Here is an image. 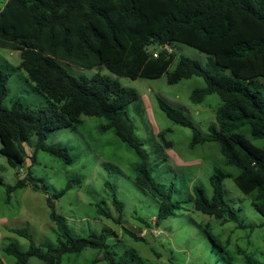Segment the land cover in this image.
<instances>
[{
  "label": "trees",
  "instance_id": "16d2710c",
  "mask_svg": "<svg viewBox=\"0 0 264 264\" xmlns=\"http://www.w3.org/2000/svg\"><path fill=\"white\" fill-rule=\"evenodd\" d=\"M174 43H185L209 54L215 51L212 55L217 65L232 70L233 77L215 73L198 60L179 56ZM156 45L161 48L159 52L151 50ZM0 48L20 51L22 59L15 67L4 64L0 56L1 153L11 167L24 169V145L34 135L38 136L37 151L72 163L67 147L48 144L51 134L77 127L85 117L106 118L108 124L101 130L114 129L142 160L137 167V182L161 201L157 217L160 225L175 217L182 206L176 200L174 183L163 187L154 179L148 155L136 137L129 108L140 99L139 92L103 74L79 78L70 68L106 66L117 75L133 79L167 75L171 85L202 77L207 86L195 89L192 101L202 104L214 94L222 99L209 136H204L184 111L162 97H158L160 106L176 124L194 131L193 148L207 141L220 144L227 165L239 170L234 180L244 193L253 195V206L264 215V148L252 141L264 139V91L259 81L264 79V0H9L0 10ZM18 70L26 71L29 80L46 96L45 108L34 109L21 101H15L11 108L6 106L10 80ZM165 134L161 133L163 139ZM164 142L169 148L174 147L173 142ZM33 158L36 160L37 155ZM32 180L30 173L9 192L27 187ZM211 182L212 197L204 187H196L195 211L215 217L223 225L236 222L239 228L248 227L227 198L223 175L214 174ZM3 183L0 174V184ZM70 187L71 184L55 198L63 197ZM49 204L51 217L60 227L59 244L33 243L25 252L17 243H11L3 250L17 258L16 264H30L34 258L42 264H63L66 255L81 254L86 249L101 251L108 264L141 260L137 250L120 257L112 249L107 231L93 232L88 237L73 235L67 219L58 213L56 201L50 198ZM115 206L117 216L106 210L101 212L122 225L126 205L115 196ZM142 222L153 226L148 220ZM209 228L206 230L215 245L226 252ZM13 231L33 240L26 229ZM130 233L137 240L146 241Z\"/></svg>",
  "mask_w": 264,
  "mask_h": 264
},
{
  "label": "rangeland",
  "instance_id": "374dc122",
  "mask_svg": "<svg viewBox=\"0 0 264 264\" xmlns=\"http://www.w3.org/2000/svg\"><path fill=\"white\" fill-rule=\"evenodd\" d=\"M9 0H0V10ZM179 56L184 55L200 61L206 68L218 74L233 77L232 70L216 63L213 53L209 54L185 43H174ZM158 45L151 50L159 52ZM174 50V51H175ZM2 61L18 67L21 52L0 48ZM177 64L171 69L174 71ZM7 72H12L8 68ZM71 73L79 78L97 74L112 77L124 87L135 89L140 99L129 108L135 125L137 139L148 155V163L154 179L163 187L172 183L176 186V200L182 208L177 215L156 227H149L142 219L152 222L159 216L161 201L137 182V167L142 160L137 152L123 142L114 129L103 132L101 127L108 124L106 118L85 117L77 127L58 130L51 134L48 144L67 147L72 155V163L37 151L38 136L34 135L24 145L27 162L24 169L10 166L0 138V174L4 183L0 184V264H16L17 258L8 256L4 247L17 243L23 251H28L33 243L59 244L60 227L51 217L49 199L56 201L58 213L67 219L71 233L78 237H88L93 232L107 231L112 249L122 257L126 252L137 250L140 259L133 264H262L264 263V215L253 206V195H247L238 186L234 177L239 170L227 165L217 142L207 141L192 147L194 131L172 121L161 108L158 97L164 98L172 106L184 111L209 136L212 124L217 122V111L222 104L219 95L206 98L202 104L192 101L195 89L205 88L202 77L186 79L171 85L168 76L159 79H133L113 73L108 67L93 69L71 67ZM264 91V79L260 78ZM10 96L6 106L11 108L15 101L26 106L41 109L48 99L29 80L24 70L14 72L10 80ZM174 143L173 148L164 144ZM246 132V131H245ZM248 136L252 139L251 135ZM264 148V139H252ZM37 155L36 160L33 158ZM32 173L34 180L27 187L12 193L9 188L20 179ZM224 177L227 198L232 201L248 226L239 228L236 222L227 225L215 217L195 211V189L202 186L209 197L213 196L211 177ZM30 182V180H29ZM67 193L56 199L60 191ZM35 186H41L36 190ZM115 196L124 202L126 211L122 225L102 214L106 210L113 216L118 212ZM223 243L226 252L217 247L206 228ZM150 228H157L155 231ZM13 229H26L33 240L17 234ZM146 238L137 240L130 232ZM132 258V255H130ZM30 264H42L34 258ZM63 264H108L104 254L95 249H86L81 254H68Z\"/></svg>",
  "mask_w": 264,
  "mask_h": 264
},
{
  "label": "clouds",
  "instance_id": "9594fccd",
  "mask_svg": "<svg viewBox=\"0 0 264 264\" xmlns=\"http://www.w3.org/2000/svg\"><path fill=\"white\" fill-rule=\"evenodd\" d=\"M169 50H172V49H169ZM170 52H173V50ZM151 223L153 224L152 227H156L155 225H157V217H156V219H153ZM150 229H153V231H155L157 228H150Z\"/></svg>",
  "mask_w": 264,
  "mask_h": 264
},
{
  "label": "built area",
  "instance_id": "2783aa9c",
  "mask_svg": "<svg viewBox=\"0 0 264 264\" xmlns=\"http://www.w3.org/2000/svg\"><path fill=\"white\" fill-rule=\"evenodd\" d=\"M170 51H172V50H170ZM155 56H156V57H158V56H159V54H158V53H155Z\"/></svg>",
  "mask_w": 264,
  "mask_h": 264
},
{
  "label": "bare ground",
  "instance_id": "6f19581e",
  "mask_svg": "<svg viewBox=\"0 0 264 264\" xmlns=\"http://www.w3.org/2000/svg\"><path fill=\"white\" fill-rule=\"evenodd\" d=\"M174 51V49H172Z\"/></svg>",
  "mask_w": 264,
  "mask_h": 264
}]
</instances>
